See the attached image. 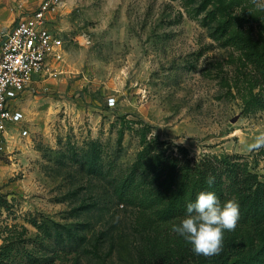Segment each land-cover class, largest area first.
Here are the masks:
<instances>
[{"label":"rangeland","instance_id":"1","mask_svg":"<svg viewBox=\"0 0 264 264\" xmlns=\"http://www.w3.org/2000/svg\"><path fill=\"white\" fill-rule=\"evenodd\" d=\"M61 1L65 59L15 101L23 122L0 152V232L37 234L40 264H141L145 139L236 159L264 182V147L248 149L264 134V11L252 0ZM39 2L0 0V27Z\"/></svg>","mask_w":264,"mask_h":264},{"label":"trees","instance_id":"2","mask_svg":"<svg viewBox=\"0 0 264 264\" xmlns=\"http://www.w3.org/2000/svg\"><path fill=\"white\" fill-rule=\"evenodd\" d=\"M164 141L145 139L135 161L139 185L138 226L149 232L141 246V264H264V182L248 167L230 157L207 153L191 157L185 148L168 150ZM214 177L212 185L208 177ZM229 181L230 191L222 188ZM213 192L221 205L239 204L240 220L225 230L222 251L212 257L197 255L172 231L186 215V205L201 192ZM22 224L4 225L0 232V264L42 263L43 251ZM27 261L22 262V259Z\"/></svg>","mask_w":264,"mask_h":264},{"label":"built area","instance_id":"3","mask_svg":"<svg viewBox=\"0 0 264 264\" xmlns=\"http://www.w3.org/2000/svg\"><path fill=\"white\" fill-rule=\"evenodd\" d=\"M61 7V0H40L35 9L16 15L9 27H0V152L13 126L23 122L15 101L65 59L64 42L54 25ZM108 105H114V99H108ZM17 131L21 136L28 133Z\"/></svg>","mask_w":264,"mask_h":264},{"label":"clouds","instance_id":"4","mask_svg":"<svg viewBox=\"0 0 264 264\" xmlns=\"http://www.w3.org/2000/svg\"><path fill=\"white\" fill-rule=\"evenodd\" d=\"M255 7L264 11V3L252 0ZM264 147V134L255 137L248 145L249 151H258ZM214 177H208L207 183L212 185ZM240 220L239 204L236 200H228L221 205L213 192L201 191L194 202L186 205V215L172 226V231L191 245L197 255L212 257L218 255L223 248L224 232L236 229Z\"/></svg>","mask_w":264,"mask_h":264},{"label":"water","instance_id":"5","mask_svg":"<svg viewBox=\"0 0 264 264\" xmlns=\"http://www.w3.org/2000/svg\"><path fill=\"white\" fill-rule=\"evenodd\" d=\"M231 121H232V122L235 121V118L231 119Z\"/></svg>","mask_w":264,"mask_h":264}]
</instances>
